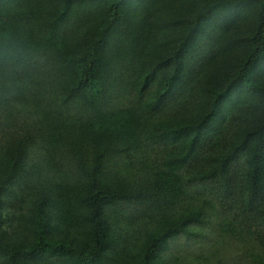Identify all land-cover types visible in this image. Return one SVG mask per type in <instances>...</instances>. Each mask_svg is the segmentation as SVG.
Returning <instances> with one entry per match:
<instances>
[{"label": "trees", "instance_id": "1", "mask_svg": "<svg viewBox=\"0 0 264 264\" xmlns=\"http://www.w3.org/2000/svg\"><path fill=\"white\" fill-rule=\"evenodd\" d=\"M226 238L264 264V0H0V264Z\"/></svg>", "mask_w": 264, "mask_h": 264}, {"label": "rangeland", "instance_id": "2", "mask_svg": "<svg viewBox=\"0 0 264 264\" xmlns=\"http://www.w3.org/2000/svg\"><path fill=\"white\" fill-rule=\"evenodd\" d=\"M206 234H208V231ZM208 238L207 236L203 238H191L189 247L194 248L200 241H202L203 244ZM186 241V236H182L178 240V243L174 245V248L181 244H185ZM209 242L212 243L213 241ZM211 246L214 250L215 259H219L218 264H254L243 242L231 241L226 238L221 242H213ZM215 263H217V261H215Z\"/></svg>", "mask_w": 264, "mask_h": 264}]
</instances>
